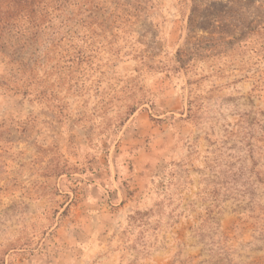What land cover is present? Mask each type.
<instances>
[{
    "label": "rangeland",
    "instance_id": "rangeland-1",
    "mask_svg": "<svg viewBox=\"0 0 264 264\" xmlns=\"http://www.w3.org/2000/svg\"><path fill=\"white\" fill-rule=\"evenodd\" d=\"M13 2L0 264H264V0Z\"/></svg>",
    "mask_w": 264,
    "mask_h": 264
},
{
    "label": "trees",
    "instance_id": "trees-1",
    "mask_svg": "<svg viewBox=\"0 0 264 264\" xmlns=\"http://www.w3.org/2000/svg\"><path fill=\"white\" fill-rule=\"evenodd\" d=\"M54 1H55L54 3H56V4L53 7L59 9L60 6H62V3H63L62 0H54ZM33 2H34V0H33ZM13 4H16L17 6H19V5H22V6L25 5V6H27L29 3H28V0H14ZM45 5L47 6V4H45ZM36 11H37L36 9H33V12H36ZM10 17L11 16H9L8 14H6V12H4L2 14L1 19H0V22H4L5 24L6 23L8 24Z\"/></svg>",
    "mask_w": 264,
    "mask_h": 264
}]
</instances>
